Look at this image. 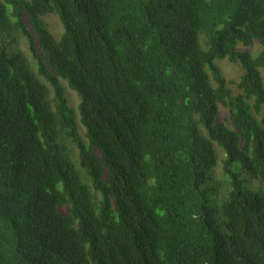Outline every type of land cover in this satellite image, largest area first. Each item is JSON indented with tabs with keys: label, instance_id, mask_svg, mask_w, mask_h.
I'll use <instances>...</instances> for the list:
<instances>
[{
	"label": "trees",
	"instance_id": "1",
	"mask_svg": "<svg viewBox=\"0 0 264 264\" xmlns=\"http://www.w3.org/2000/svg\"><path fill=\"white\" fill-rule=\"evenodd\" d=\"M263 106L264 0H0V264H264Z\"/></svg>",
	"mask_w": 264,
	"mask_h": 264
},
{
	"label": "rangeland",
	"instance_id": "2",
	"mask_svg": "<svg viewBox=\"0 0 264 264\" xmlns=\"http://www.w3.org/2000/svg\"><path fill=\"white\" fill-rule=\"evenodd\" d=\"M44 22L46 23L49 31L57 38L60 39L64 32L63 25L59 19V16L55 13L53 14H48L43 17ZM22 48L27 54V56L32 60L31 54L27 51V44L25 42L22 44ZM240 49L243 50H248L252 53V55L256 56L260 53L261 51V44L259 39H256L254 43L250 46H240ZM219 66L222 69V72L226 78V80L229 82L230 87H232L233 91L235 94H243L242 91L238 89V83L240 82L242 76L244 75V69L239 63H233L229 61L228 59H223L219 61ZM65 88H66V93L69 97L70 104L77 109L80 98L77 95V93L73 90H71L66 82H63ZM252 101V100H251ZM227 114L228 110L227 109H222V113L219 117L220 121H225L227 119ZM264 116V106L262 113L260 116H258L259 119H262ZM84 129L82 128V132L84 133ZM86 140V138L84 137ZM217 148V153H218V164L214 169L213 175H214V183L216 184V190H217V198H220L224 191L228 188V180L224 174V160L226 159L224 151L220 147ZM247 177V176H246ZM258 183H254V187H256Z\"/></svg>",
	"mask_w": 264,
	"mask_h": 264
}]
</instances>
